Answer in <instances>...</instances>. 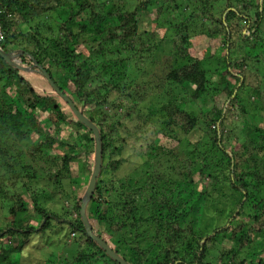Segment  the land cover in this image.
<instances>
[{
    "label": "trees",
    "instance_id": "obj_1",
    "mask_svg": "<svg viewBox=\"0 0 264 264\" xmlns=\"http://www.w3.org/2000/svg\"><path fill=\"white\" fill-rule=\"evenodd\" d=\"M218 1L0 0V46L6 52L22 51L14 64L0 57V201L9 202L6 214L0 208V264H16L15 256L30 235L50 226L52 213L35 198L28 203L23 194L8 192L18 181L25 185L37 177L31 165L39 160L36 156L42 157L39 167L49 162L48 175L54 179L66 176L78 157L88 180L93 168L92 132L73 115L42 70L98 129L101 167L85 213L94 233L117 254L130 264H264V122L244 120L247 139L237 145L234 137L223 145L227 134L232 137L230 118L249 115L253 120L264 111L260 86L244 83L247 61L255 56L250 52L256 44L250 39L258 37L264 0H225L220 15L214 16ZM242 18L244 26H250L249 34L241 32L240 39L252 45L232 59L228 28L233 19ZM159 30L170 38L162 42ZM193 36L221 37L226 53L213 64L215 79L208 74L205 57L189 54ZM158 54L162 58L155 63ZM148 63H155L157 71ZM33 73L44 83L33 80ZM149 92L166 97L157 109L160 126L153 133L136 115L147 104ZM251 98L259 104L250 112L245 99L252 103ZM201 125L212 141L211 152H206L215 154V149L219 154L212 161L177 156L171 165L180 139ZM157 133L176 144L159 142ZM60 145L68 151L53 154ZM124 150L148 153L151 159L162 155L156 162L169 167L159 170L156 162L145 160L141 177L124 185L116 175L120 160L112 158ZM207 180L229 204L217 210L221 224L214 217L211 228L200 231L194 220L203 212L206 194L194 185ZM82 195L73 203L78 219L66 221L69 230L80 232L84 246L74 262L118 264L85 235L79 213ZM29 204L44 220L39 226L30 223L33 216L26 218ZM114 233H120L119 240H114ZM244 248L252 252L238 257Z\"/></svg>",
    "mask_w": 264,
    "mask_h": 264
},
{
    "label": "rangeland",
    "instance_id": "obj_2",
    "mask_svg": "<svg viewBox=\"0 0 264 264\" xmlns=\"http://www.w3.org/2000/svg\"><path fill=\"white\" fill-rule=\"evenodd\" d=\"M224 3L225 0H219L215 4H213V10L212 14L214 16H219L221 11L224 9ZM264 6V5H263ZM253 10V9H252ZM246 14H249L250 11L246 10ZM254 11H251L253 13ZM264 16V11H263ZM58 20V19H57ZM233 27L228 28L230 32H232V38L231 42L234 44L232 48L229 50V55L232 59L238 58L239 56H242L244 52L250 51L248 50V46L252 45L250 42H255V46L253 48V51L250 53L252 55H255L251 60L247 61V64H249V67L247 68L245 80L244 83L247 86H250V84L255 86H260L262 90L261 100L259 103L263 104L264 106V84H262V78H264V19L262 21L260 30L258 32V37L254 39H250V42L248 45H246V42H243L240 39V34L245 33L249 34V25L246 27L244 26L246 24L245 20H239V19H233L232 20ZM252 24V20H251ZM243 26L245 27L243 30ZM147 29L150 28V24L145 27ZM53 36V35H51ZM159 36L163 37V41L170 38V34L164 30H159L157 37ZM156 40V39H155ZM159 41V39H158ZM192 42V43H191ZM165 43H163L164 45ZM190 47L188 48V52L193 57L198 58H204L205 66L208 71V74L212 76V79H215V75L212 72L213 70V64H217L218 62H215L221 58V54H224L225 50H222L221 48V37H206V36H193L190 38ZM252 50V49H251ZM226 53V51H225ZM211 56L210 58H206L205 55ZM146 54H144L145 56ZM159 57V58H158ZM162 56L158 54L154 60L155 63H158L161 60ZM18 62V59H16ZM155 63H148V66H153L154 69L157 71V65ZM221 64V63H220ZM263 75V76H262ZM38 74L33 73L31 76L33 80L39 81L40 84H43L44 81L40 77L38 78ZM158 94V95H157ZM157 95V96H156ZM244 95V93L242 94ZM145 96L147 100V104L141 105L140 107V113L136 114L141 116V122H145L148 124L149 130L151 129V132L155 129H159V122L161 119L160 112L157 111L165 102L166 97L163 93H156V94H150L147 93ZM223 98L221 97L220 101H222ZM248 99H245L246 106H248L253 111L255 109L254 104L256 103V99H252L250 102H247ZM152 104L154 106V110H151L149 108L148 104ZM244 103V100H243ZM149 110L153 112V114L149 115ZM194 111L199 112L200 107L198 105L194 106ZM134 115V116H136ZM73 117V116H72ZM256 123V122H264V111L261 112V117L257 118L255 115L253 117V120L249 115L245 117V119H242L241 117L236 118H230L229 119V128L233 129L231 136L227 134L225 136V139L223 140V145H228L231 143L232 139L234 137H237L236 140H238L237 145H240L242 142H244V138L246 132L245 129V123ZM260 124V123H259ZM71 128V127H70ZM204 126L201 125L200 130H197L192 132L191 134L187 136H183L179 143L178 147H175V152L173 155V159L171 161V165L173 164L174 160L177 156H180V158H186L190 157L193 160L200 159L203 156H205L207 161H212L214 156L219 154V151L215 150V154H208L206 151L211 152V138L208 134H206L204 131ZM70 134H73V129H71ZM147 134V132H146ZM158 141H162L171 145L176 144V142L173 141H167L164 139H161L160 134L155 135ZM142 137V136H141ZM79 138H81L79 136ZM32 140H35L34 135L31 137ZM247 139V138H246ZM80 140V139H79ZM236 145V146H237ZM23 153H26V145L23 144ZM67 152L68 148H64L63 145L60 147H57L55 150H53V154H60V152ZM49 152V151H48ZM214 153V152H213ZM82 155V153H81ZM210 155V156H209ZM150 154H136L135 152H132L130 150H124L121 153H115L112 155L113 159H119V166L116 170V175L118 178L123 179V183L125 185L126 182H131L132 178L139 179L141 176L139 174V170L143 168V163L145 160L147 163H150V160L152 163H155L157 160H160L162 155H159L157 157L153 156L152 159L149 157ZM161 157V158H159ZM29 158V157H28ZM37 160L31 162V165L33 169L37 170V177L31 181H26L27 184L21 185V183L18 181V185L15 189H10L13 191H8L9 194L12 193H21L24 195L25 200H27L28 203L31 202V199L35 198L39 205L45 207L47 210H49L51 214L50 218V226L48 225V228L38 233L31 234L30 237L27 239V243L24 245L23 249L15 256L16 264H65L66 262H69L70 264H79L78 260L74 262V256L76 255L77 250L83 248L82 246L83 241H80L82 236L80 235V232L76 230L74 233L72 230H69V225L66 224V221L72 222L76 218L78 219V216L76 214V211L73 209V203L75 196H80L84 193L86 186L88 184V171L85 170L79 162L81 159L78 157L77 160H74L71 162L69 167V172L60 179H54L48 175V169H49V162H45L43 166L39 167L40 163L42 162V157L40 155L36 156ZM150 158V159H149ZM26 159V158H23ZM29 160V159H27ZM161 161V160H160ZM157 165L156 169L164 170L169 167V165H165L161 162H156ZM220 169L221 167L212 166V169ZM110 172H112L110 170ZM109 174V173H108ZM111 176V173H110ZM128 185V184H127ZM206 185V186H205ZM203 185L199 181L196 182L194 185V189L202 191V193L205 192L206 195H203L205 199V207L203 209V212L199 214L198 218L199 220H194V223L198 224V228L200 231H204L206 229L211 228L210 223L212 222L213 218H218V223L221 224L223 222V218L217 214L219 210L220 212L229 204H225L224 197L221 193V190L218 188L211 189V185L209 183V180ZM205 189H204V187ZM85 188V189H84ZM212 192L211 195H207V192ZM1 213L6 214L7 213V204L8 201L1 199ZM29 214L26 218L31 217L32 220L30 221L31 224L35 226H39L40 223L44 222V220L41 222L42 219L37 214H34L32 211V205H28ZM61 218L62 221L57 222L58 219ZM6 223V222H4ZM3 223V224H4ZM2 224V225H3ZM208 226V227H206ZM103 236H106V232L103 230L101 231ZM189 235V234H188ZM81 237V238H80ZM114 240L120 239V233H114L113 234ZM261 239L257 240L256 242H260ZM252 246V245H251ZM252 248H244L239 252L238 257L243 258L244 255H248L249 251ZM93 264H102L101 261H96V263Z\"/></svg>",
    "mask_w": 264,
    "mask_h": 264
},
{
    "label": "water",
    "instance_id": "obj_3",
    "mask_svg": "<svg viewBox=\"0 0 264 264\" xmlns=\"http://www.w3.org/2000/svg\"><path fill=\"white\" fill-rule=\"evenodd\" d=\"M21 53H22L21 50H19L17 52H6L0 46V57L2 59H4L6 62L14 64L15 63L14 59ZM30 58H32L31 55H30ZM34 65H37V63L35 61H34ZM38 67L40 68L39 65H38ZM42 74L47 78V81L52 86V88L57 92V94L65 102L68 103L69 108H70L71 112L73 113V115L81 123H83L85 126H87V128L93 134L94 144H95V149H94V154H93V168H92V172L90 174L86 189L82 195V198H81L82 203H81L80 210H79L81 221H82V224L84 227V233L86 236L95 240L98 243V245L107 253V255L110 258H112L113 260H115L118 264H130L124 258H122L119 254H117L103 239H101L99 236H97L94 233V231L92 230V227L90 225V222L86 216V213H85L86 205H87L88 201L90 200V198L93 194V191L95 188V183H96V177H97V175L100 171V167H101V139H100V134L98 132V129L93 122H91L85 115L82 114V112L80 110H78L74 106L71 99L59 89V87L52 81L49 74L45 70H42Z\"/></svg>",
    "mask_w": 264,
    "mask_h": 264
},
{
    "label": "built area",
    "instance_id": "obj_4",
    "mask_svg": "<svg viewBox=\"0 0 264 264\" xmlns=\"http://www.w3.org/2000/svg\"><path fill=\"white\" fill-rule=\"evenodd\" d=\"M2 38V34H1V32H0V39Z\"/></svg>",
    "mask_w": 264,
    "mask_h": 264
}]
</instances>
